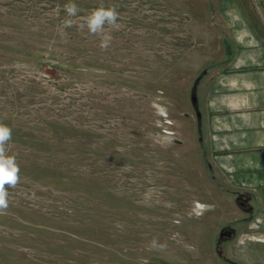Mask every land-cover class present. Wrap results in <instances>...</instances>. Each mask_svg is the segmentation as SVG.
Listing matches in <instances>:
<instances>
[{
	"label": "rangeland",
	"instance_id": "1",
	"mask_svg": "<svg viewBox=\"0 0 264 264\" xmlns=\"http://www.w3.org/2000/svg\"><path fill=\"white\" fill-rule=\"evenodd\" d=\"M230 1L72 0L78 17L116 8L105 50L62 28L69 0H0V123L20 169L0 264H249L262 229L212 169L200 116L223 42L237 48ZM235 1L264 37L259 1Z\"/></svg>",
	"mask_w": 264,
	"mask_h": 264
},
{
	"label": "crops",
	"instance_id": "2",
	"mask_svg": "<svg viewBox=\"0 0 264 264\" xmlns=\"http://www.w3.org/2000/svg\"><path fill=\"white\" fill-rule=\"evenodd\" d=\"M225 1L212 0L221 8ZM258 1L264 15V0ZM230 4L237 7L228 8L225 24L240 30L237 48L225 41L228 54L224 52V66L205 87L200 116L212 169L243 198L239 205L252 215L250 228L262 229V239H257L261 247L245 248V263L264 264V37L255 34L252 15L244 16L238 1Z\"/></svg>",
	"mask_w": 264,
	"mask_h": 264
},
{
	"label": "clouds",
	"instance_id": "3",
	"mask_svg": "<svg viewBox=\"0 0 264 264\" xmlns=\"http://www.w3.org/2000/svg\"><path fill=\"white\" fill-rule=\"evenodd\" d=\"M63 9L68 18L62 21V28L75 25L79 30L87 29L89 34L99 37V47L101 49L106 50L109 47L113 39L109 29L118 27L119 14L115 7L105 8L101 6L94 8L83 17H78L77 14L80 9L72 0H69V3L63 6ZM11 139V128L0 123V214H4L9 207L7 189L14 188L20 179V169L15 156L9 155L6 147Z\"/></svg>",
	"mask_w": 264,
	"mask_h": 264
},
{
	"label": "trees",
	"instance_id": "4",
	"mask_svg": "<svg viewBox=\"0 0 264 264\" xmlns=\"http://www.w3.org/2000/svg\"><path fill=\"white\" fill-rule=\"evenodd\" d=\"M223 44H224V52H225V56H226L228 54V45L225 41L223 42Z\"/></svg>",
	"mask_w": 264,
	"mask_h": 264
},
{
	"label": "water",
	"instance_id": "5",
	"mask_svg": "<svg viewBox=\"0 0 264 264\" xmlns=\"http://www.w3.org/2000/svg\"><path fill=\"white\" fill-rule=\"evenodd\" d=\"M228 234V233H227Z\"/></svg>",
	"mask_w": 264,
	"mask_h": 264
}]
</instances>
